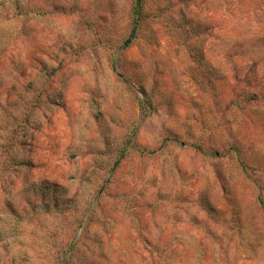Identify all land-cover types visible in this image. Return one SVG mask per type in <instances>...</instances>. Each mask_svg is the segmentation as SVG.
<instances>
[{"label": "rangeland", "instance_id": "rangeland-1", "mask_svg": "<svg viewBox=\"0 0 264 264\" xmlns=\"http://www.w3.org/2000/svg\"><path fill=\"white\" fill-rule=\"evenodd\" d=\"M0 264H264V0H0Z\"/></svg>", "mask_w": 264, "mask_h": 264}, {"label": "trees", "instance_id": "trees-1", "mask_svg": "<svg viewBox=\"0 0 264 264\" xmlns=\"http://www.w3.org/2000/svg\"><path fill=\"white\" fill-rule=\"evenodd\" d=\"M137 1H138V7L141 6V2H142L143 0H137Z\"/></svg>", "mask_w": 264, "mask_h": 264}]
</instances>
